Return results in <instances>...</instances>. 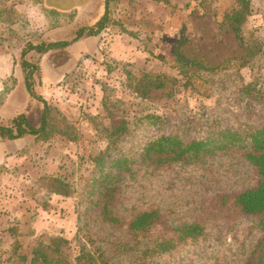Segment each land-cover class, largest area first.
<instances>
[{"label": "rangeland", "instance_id": "374dc122", "mask_svg": "<svg viewBox=\"0 0 264 264\" xmlns=\"http://www.w3.org/2000/svg\"><path fill=\"white\" fill-rule=\"evenodd\" d=\"M105 2L107 24L97 35L81 37L65 54L24 55L39 62L32 89L47 103V130L44 140L25 136L20 149L11 146L0 159V264H39L32 260L36 248L53 264H75L81 244L102 252L105 264H247L260 235L255 216L219 200L257 179L237 151L159 169L132 163L114 214L126 221L152 206L161 217L126 250L117 248L132 243L125 224L98 221L75 179L105 147L109 126L122 122L127 130L114 150L125 155L162 132L185 140L216 127L264 123V0H0V124L20 112L39 123L41 103L23 87L21 49L71 39L96 22ZM233 10L240 11L237 34ZM110 61L118 63L112 70L105 68ZM125 70L132 89H146L142 97L125 88ZM244 83L253 85L251 94L238 93ZM146 112L164 119L152 128L134 121ZM192 220L203 226L199 237L162 253H138Z\"/></svg>", "mask_w": 264, "mask_h": 264}, {"label": "trees", "instance_id": "16d2710c", "mask_svg": "<svg viewBox=\"0 0 264 264\" xmlns=\"http://www.w3.org/2000/svg\"><path fill=\"white\" fill-rule=\"evenodd\" d=\"M229 16L232 19L230 23L231 30L237 34L238 24L240 23V11L233 10ZM106 24L105 2L104 11L96 22L92 26H83L76 29L75 35L71 39L40 41L35 44L27 43L21 49L19 65L23 72V87L29 97L41 103L39 123L33 125L28 121L24 113H17L8 118V124H0V139L11 140L28 135L44 140L43 136L47 130V103L32 89V75L35 71H38V61H27L24 55L29 51H34L38 55L49 51L65 54V49L68 45L81 37L97 35L106 27ZM182 42L183 39L179 41V43ZM175 56L184 63L190 64L191 62L178 53H175ZM115 62L106 63L105 68L112 70L113 66L111 64H118ZM191 64L194 63L192 62ZM196 64L201 66L198 62ZM124 75V85L129 90L131 88L128 84L130 76L127 70L124 71ZM143 76L141 77L143 78ZM153 86L161 87L162 84L157 83ZM253 88L251 83H244L238 87V93L249 95ZM131 89L129 90L131 93L139 96H143L147 92L144 88L140 89V93ZM163 119L164 117L160 114L146 112L135 117L134 121L136 123H144L147 127L152 128L153 125L159 124ZM125 126L124 122L114 127L109 126L110 128L105 132V147L95 157L90 159L89 164L82 168L75 179V182L80 187L79 197L84 201V207L88 210L95 209L98 221L116 228L119 224H125L126 230L131 235L132 243H122L117 248L126 250V248L135 247L138 240L143 238L161 217L159 209L152 206L131 213L126 221L121 215L114 214L113 208L118 203V196L124 180L134 175V165L132 163L135 162L138 167L159 169L160 167H169L174 162H180L181 164L195 163L216 153L233 150L239 152L245 161L255 169L257 179L251 186L231 194H222L219 200L244 214L255 216L256 226L260 231V235L250 262L247 264H264V123L256 127L250 125H246L243 128L216 127L210 129L199 138L189 137L185 140L181 139L177 133L162 132L158 135H149L144 137L145 141L136 151V155H125L116 149L114 150L116 138L120 133H124L127 130ZM171 231L172 234L170 236L155 239L152 246L139 250L138 253L152 255L168 251L174 248L177 243L199 237L203 232V226L195 220L182 221L171 227ZM79 247L80 252L75 257V264H81V259L85 264H94L96 260L105 264L106 259H104L102 252L93 251L84 244L79 245ZM32 260L39 264H53L50 262L48 255L40 248L32 251Z\"/></svg>", "mask_w": 264, "mask_h": 264}, {"label": "crops", "instance_id": "0c3cea01", "mask_svg": "<svg viewBox=\"0 0 264 264\" xmlns=\"http://www.w3.org/2000/svg\"><path fill=\"white\" fill-rule=\"evenodd\" d=\"M38 66H39V62H38ZM24 138H25V136L15 138V139H11V140L0 139V155H1L0 159H2L4 157L5 152L10 151L11 146H14L15 150L20 149L24 144L22 142V140H24ZM44 213H48V212L46 210H44ZM17 214L15 213L14 216H17ZM47 217H51V219H52V217H54V214L52 215V213H48Z\"/></svg>", "mask_w": 264, "mask_h": 264}]
</instances>
